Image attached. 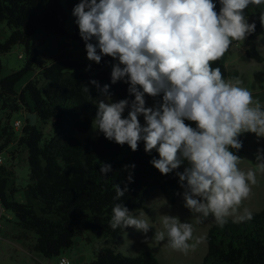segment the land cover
Returning <instances> with one entry per match:
<instances>
[{
	"label": "clouds",
	"instance_id": "obj_1",
	"mask_svg": "<svg viewBox=\"0 0 264 264\" xmlns=\"http://www.w3.org/2000/svg\"><path fill=\"white\" fill-rule=\"evenodd\" d=\"M219 3L217 12L213 0H80L72 15L85 41L87 59L97 64L102 56L118 60L112 66L111 82L125 80L135 97L131 102L98 101L93 129L109 141L127 144L133 152L143 141L146 153L155 150L159 154L150 163L162 175L187 161L188 167L176 173L184 189V207L196 223L211 215L223 227L229 217L234 222L252 219L251 211H241L240 206L257 183V171L264 173V149L257 150L255 170L247 171L239 168L242 158L230 149L242 148L239 136L243 133L264 138V106L253 100L248 88L241 87L239 77L226 79L221 68L212 64L223 57L232 41L245 40L255 31L245 9L264 5V0ZM259 20L264 26V12ZM93 39L97 43L89 42ZM91 83L99 87L97 81ZM108 88L104 85L101 91L108 93ZM161 93L162 104L145 106V94L156 97ZM185 120L195 122L196 127ZM111 170L110 164L101 163L103 175ZM127 179L132 181L131 174ZM113 187L115 200L128 191L127 185ZM161 222L163 230L152 237L156 242L167 238L168 247L184 254L202 242L193 236V224L181 222L178 216L165 214ZM109 227H132L144 234L152 228L145 212L135 216L121 203L112 207ZM59 264L71 261L61 258Z\"/></svg>",
	"mask_w": 264,
	"mask_h": 264
},
{
	"label": "trees",
	"instance_id": "obj_2",
	"mask_svg": "<svg viewBox=\"0 0 264 264\" xmlns=\"http://www.w3.org/2000/svg\"><path fill=\"white\" fill-rule=\"evenodd\" d=\"M79 2L66 0L64 5L63 0H0V23L5 22L12 30L10 37L0 42V154L8 152L9 147H14L15 151L22 149L27 154V190L42 206L15 199L16 190L11 185L15 171L5 163L0 164V204L3 210L14 215L24 240H28V233L36 234L31 249L44 257L60 256L73 247L77 237H83L86 231H95L108 245L94 251L93 264H160L151 252L130 257L116 251L113 243L126 228L112 230L109 227L112 207L121 203L129 210L148 211L146 202L154 192H160L170 205L181 202L183 188L176 173L183 172L188 162L162 175L150 163L154 157L158 159L159 154L155 150L146 153L143 141L138 142V149L133 152L127 144L121 146L109 141L102 133L96 140L89 139L85 143L74 136L75 132L90 129L101 96L112 94L120 100L135 99L129 94L125 80L111 82V65L118 60L102 56L99 64L94 62L89 68L63 51L21 91L17 90L23 78L35 70L39 47L30 43L31 36L37 30L67 36L65 24L69 11ZM213 2L219 12V0ZM262 12L264 5H250L245 9L246 17H256L255 31L246 38L245 54L257 62L263 61L257 43L264 34L259 20ZM71 38L87 53L78 25ZM89 42L97 43L95 39ZM18 44L25 47L24 66L2 74L3 56ZM232 45L233 41L227 51ZM212 67H220L226 79L237 75L231 74L221 59ZM93 80L99 87L91 83ZM104 85L109 86L108 93L101 91ZM85 87L88 92L84 91ZM145 97L160 102L163 93L156 97L145 94ZM21 111H30L41 121L50 122L54 133L45 138L30 120L20 132L16 131L11 118ZM101 163L111 165L112 170L106 176L100 172ZM125 165L129 167L126 169ZM129 174L131 182L127 179ZM115 184L128 188L119 200L114 199ZM251 213V220L234 222L228 218L223 227L213 224L206 238L207 254L203 264H264V208Z\"/></svg>",
	"mask_w": 264,
	"mask_h": 264
},
{
	"label": "rangeland",
	"instance_id": "obj_3",
	"mask_svg": "<svg viewBox=\"0 0 264 264\" xmlns=\"http://www.w3.org/2000/svg\"><path fill=\"white\" fill-rule=\"evenodd\" d=\"M63 4L66 5V0H63ZM72 11L73 9L69 11V16L65 24V30L68 33L67 36L47 34L43 30H37L31 36L30 43L32 45L36 44L39 47L38 58L35 70L29 72L17 85L18 91H21L27 82L40 73L45 66L50 64L54 56L63 51L71 57L85 63L87 67H92L94 61H89L87 59V53L81 50L77 42L71 38L77 26L75 23L76 18L72 15ZM247 19L249 23L256 21V17H247ZM11 33L12 30L8 28L5 22L0 23V42H5ZM257 43L258 52L263 57L262 62H257L246 56V39L233 41L231 49L225 52L221 60L231 74L236 73L237 75L235 77L240 78L242 81L241 87L248 88L252 92L253 100H259L261 105L264 106V34L259 36ZM19 55H23V58H20ZM25 59L26 53L24 45L18 44L14 46L8 54L3 56L2 74L20 70L24 66ZM113 65H111V69ZM27 99L32 106L33 103L29 96H27ZM144 99L146 107H156L163 103V100L153 102L147 97H144ZM101 100L105 102H118L120 99L115 95L107 94L98 99V101ZM128 100L131 102L130 99ZM128 110V108L125 109L122 114L123 117H127ZM138 119L141 125H144L145 121L143 116L138 117ZM16 120H20L23 124L30 120L32 124L43 132L45 138H49L54 133L50 122L45 123L41 121L30 111L14 113L11 118L12 124ZM185 121L190 126L195 124L192 121ZM100 134L101 132L93 129L91 125L87 132H75L74 136L80 142L85 143L89 139L96 140ZM239 139L242 142V148L239 151L230 149L234 154L242 158L238 165L239 168L243 171L249 169L255 170L257 163L255 159L256 153L258 149H264V138H258L254 133H243L239 136ZM18 151H15V148L11 147L8 152L4 151L1 153V157L6 165L11 166L14 160L13 168L15 174L11 185L16 190L15 199L19 202L42 206V203L36 200L27 190L29 183L27 154L22 149ZM10 152L14 153L12 155L14 156L13 158L9 154ZM256 179L257 183L251 187L250 196L240 206L241 211L247 208L251 212L258 213L264 208V173L257 171ZM146 206L148 207V211L142 209H130L129 211L135 216H139L141 211L145 212L146 218L149 219L152 228L147 234L141 233L132 227L126 228L113 243L116 251L130 257L137 256L143 252H151L157 257L160 264H203L207 254L206 238L210 228L215 223L214 218L210 215L201 223H196L195 216L184 207L183 194L181 202L170 205L160 192H154L151 198L147 200ZM165 214L178 216L181 222H190L193 224V236L202 238V242L197 245L195 250H190L187 254H184L168 247L167 238L160 242H156L152 238L155 231L163 230L161 219ZM229 218L233 219L232 217ZM146 237L148 240L147 243L144 242ZM35 241L36 234L34 232L28 233V240H24L22 238V230L16 224L14 215L9 211H3V215L0 218V264H59L61 256L67 257L72 264H93L95 259L94 251L108 245L106 239L103 236H99L97 232L86 231L83 237H77L75 239L71 249L64 251L60 256L47 258L32 251L31 247ZM192 242L190 241L189 243Z\"/></svg>",
	"mask_w": 264,
	"mask_h": 264
},
{
	"label": "built area",
	"instance_id": "obj_4",
	"mask_svg": "<svg viewBox=\"0 0 264 264\" xmlns=\"http://www.w3.org/2000/svg\"><path fill=\"white\" fill-rule=\"evenodd\" d=\"M19 57L20 58H23V55H19ZM23 126H24V124L20 121V120H16L15 122H14V124H13V127H14V129L16 130V131H18V132H20L21 131V129L23 128ZM4 163V161H3V159H2V157H1V154H0V164H3ZM0 210H1V213H0V218L2 217V215H3V208H2V206H1V204H0ZM61 258H67V257H65V256H61L60 257V259ZM68 259V258H67ZM72 264V263H71Z\"/></svg>",
	"mask_w": 264,
	"mask_h": 264
},
{
	"label": "crops",
	"instance_id": "obj_5",
	"mask_svg": "<svg viewBox=\"0 0 264 264\" xmlns=\"http://www.w3.org/2000/svg\"><path fill=\"white\" fill-rule=\"evenodd\" d=\"M25 112V111H24ZM9 148H11V147H9ZM9 148H8V150H9ZM14 156H12V158H13ZM14 165V160H13V162H12V164H11V166H13Z\"/></svg>",
	"mask_w": 264,
	"mask_h": 264
}]
</instances>
